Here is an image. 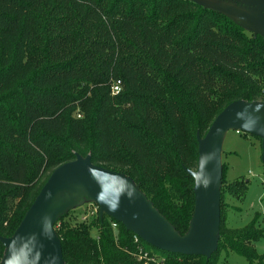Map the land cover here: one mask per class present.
Here are the masks:
<instances>
[{
    "label": "trees",
    "instance_id": "trees-1",
    "mask_svg": "<svg viewBox=\"0 0 264 264\" xmlns=\"http://www.w3.org/2000/svg\"><path fill=\"white\" fill-rule=\"evenodd\" d=\"M236 100L264 102V36L228 15L188 0H0V237L76 154L133 178L185 235L196 133ZM223 179L221 221L224 196L243 200L249 184ZM62 214L54 228L64 264H219L223 250L263 260L254 223H221L206 258L148 247L108 215L71 224ZM4 248L0 240V264Z\"/></svg>",
    "mask_w": 264,
    "mask_h": 264
},
{
    "label": "water",
    "instance_id": "water-1",
    "mask_svg": "<svg viewBox=\"0 0 264 264\" xmlns=\"http://www.w3.org/2000/svg\"><path fill=\"white\" fill-rule=\"evenodd\" d=\"M206 9L228 15L264 36V11L218 0H188ZM251 134L262 141L264 160V102L236 100L212 121L206 134L197 136L195 169H187L194 180V209L190 227L180 235L153 206L133 179L92 162L91 156L76 154L50 174L19 226L9 237L1 264H64L61 240L54 222L64 206L54 204L61 191L84 192L108 215L158 251L209 258L218 248L221 224L222 144L227 130Z\"/></svg>",
    "mask_w": 264,
    "mask_h": 264
},
{
    "label": "rangeland",
    "instance_id": "rangeland-1",
    "mask_svg": "<svg viewBox=\"0 0 264 264\" xmlns=\"http://www.w3.org/2000/svg\"><path fill=\"white\" fill-rule=\"evenodd\" d=\"M228 1L237 3L250 10L257 11V13L264 11V0ZM249 31L253 32L251 30ZM196 135L198 136L199 134L196 133ZM262 153V141L256 136L234 129L227 130L224 133V143L222 144L221 155V190L225 184L223 179L224 176L228 183H232L237 179H245L249 182L248 190L243 200L238 201L229 195L224 196L226 214H224L221 221L224 229H226V226L233 229L242 228L254 223L257 228L264 230V160ZM223 163L226 165L224 175ZM134 183L136 184L135 181ZM137 187L139 188L138 185ZM53 201L56 205L64 206L63 214L69 213L67 220L71 224H75L78 221L83 220V218L90 219L94 216L91 214V210L94 209L96 203L89 199V196L82 191L58 192ZM91 233L92 235H96L97 229L92 228ZM227 234L228 236H236L238 233L236 234L228 231ZM219 239L220 234L218 233V240ZM146 246L152 247L149 244H146ZM255 247L257 253L263 257L261 264H264V236L255 244ZM218 256L219 264H249L245 256L235 251L223 250Z\"/></svg>",
    "mask_w": 264,
    "mask_h": 264
},
{
    "label": "built area",
    "instance_id": "built-area-1",
    "mask_svg": "<svg viewBox=\"0 0 264 264\" xmlns=\"http://www.w3.org/2000/svg\"><path fill=\"white\" fill-rule=\"evenodd\" d=\"M121 89V82L120 81H116L115 84L113 85V88H112V92L115 94V93H118ZM91 214L95 215L97 213L100 214V211H99V206L96 204V206L94 207V209L91 210ZM84 220L86 218H83ZM113 227H116V223H113Z\"/></svg>",
    "mask_w": 264,
    "mask_h": 264
},
{
    "label": "crops",
    "instance_id": "crops-1",
    "mask_svg": "<svg viewBox=\"0 0 264 264\" xmlns=\"http://www.w3.org/2000/svg\"><path fill=\"white\" fill-rule=\"evenodd\" d=\"M223 143H224V136H223Z\"/></svg>",
    "mask_w": 264,
    "mask_h": 264
}]
</instances>
